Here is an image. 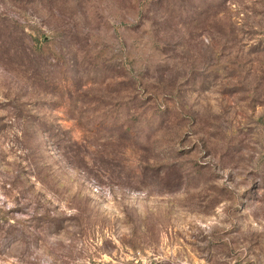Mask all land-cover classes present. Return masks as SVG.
Masks as SVG:
<instances>
[{
    "label": "rangeland",
    "instance_id": "374dc122",
    "mask_svg": "<svg viewBox=\"0 0 264 264\" xmlns=\"http://www.w3.org/2000/svg\"><path fill=\"white\" fill-rule=\"evenodd\" d=\"M0 264H264V0H0Z\"/></svg>",
    "mask_w": 264,
    "mask_h": 264
},
{
    "label": "trees",
    "instance_id": "16d2710c",
    "mask_svg": "<svg viewBox=\"0 0 264 264\" xmlns=\"http://www.w3.org/2000/svg\"><path fill=\"white\" fill-rule=\"evenodd\" d=\"M49 1H52V0H49ZM54 1V0H53Z\"/></svg>",
    "mask_w": 264,
    "mask_h": 264
}]
</instances>
